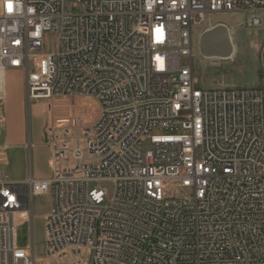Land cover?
<instances>
[{
  "label": "built area",
  "instance_id": "built-area-1",
  "mask_svg": "<svg viewBox=\"0 0 264 264\" xmlns=\"http://www.w3.org/2000/svg\"><path fill=\"white\" fill-rule=\"evenodd\" d=\"M217 12L264 26V0H1L0 67L45 104L52 174L0 169V264H34L15 219L42 195L55 264H264V85L199 90L193 76L192 28ZM85 97L96 114H52Z\"/></svg>",
  "mask_w": 264,
  "mask_h": 264
},
{
  "label": "rangeland",
  "instance_id": "rangeland-1",
  "mask_svg": "<svg viewBox=\"0 0 264 264\" xmlns=\"http://www.w3.org/2000/svg\"><path fill=\"white\" fill-rule=\"evenodd\" d=\"M263 24H264V13ZM245 12H217L205 16L203 23L194 26L191 33V43L193 49L192 67L193 76L197 80V89H217L224 83L238 81L241 84L236 87H260L264 85V26L261 28L247 27ZM211 22H222L230 28L231 41L235 46V53L232 60L205 59L198 52V39L205 31L206 24ZM208 29V28H207ZM56 35L49 32L44 37L43 48L46 52L55 50ZM228 61V62H226ZM216 63L218 66H215ZM7 82V101L2 102L3 90L0 91V116L3 117L2 135L0 136V146L4 143L11 145L35 143V131L47 125L49 115L46 114L43 101H29L25 93L24 73L21 71L7 70L3 76ZM248 82V83H247ZM78 104L87 105L93 114L97 113L96 102L88 97L84 99H58L54 102L52 114L56 117L74 116ZM44 126V127H45ZM42 137L36 146L26 151V156L20 162H14L11 153L15 148L0 149V168L5 178L21 181L26 178L29 170L33 178L48 176L52 174V167L48 161L49 147L45 144L47 140L45 130H41ZM24 148V147H23ZM22 149V148H20ZM27 149V148H24ZM22 149L23 151H25ZM108 190L111 186L104 183ZM50 206V197L47 195L38 196L32 199V216L29 220L23 218L15 219V229L17 231V243L23 247L30 243L31 235L35 249L34 264H55L52 260L43 258L44 230L42 226V216ZM30 203L27 204V210ZM87 264H93L88 261Z\"/></svg>",
  "mask_w": 264,
  "mask_h": 264
},
{
  "label": "water",
  "instance_id": "water-1",
  "mask_svg": "<svg viewBox=\"0 0 264 264\" xmlns=\"http://www.w3.org/2000/svg\"><path fill=\"white\" fill-rule=\"evenodd\" d=\"M198 52L205 59H232L234 44L230 29L221 23L203 31L198 39Z\"/></svg>",
  "mask_w": 264,
  "mask_h": 264
},
{
  "label": "crops",
  "instance_id": "crops-1",
  "mask_svg": "<svg viewBox=\"0 0 264 264\" xmlns=\"http://www.w3.org/2000/svg\"><path fill=\"white\" fill-rule=\"evenodd\" d=\"M0 4H1V0H0ZM216 23H221V24H223L222 22H215L214 24H212L211 22H208L207 24H206V27L204 28V30H206L207 28H211L212 26H214ZM208 24H210L209 26H208ZM223 25H225V24H223ZM227 26V25H226ZM228 27V26H227ZM229 28V27H228ZM230 29V28H229ZM235 53V46H234V51H233V54ZM232 59H233V55H232V57H231ZM232 59H230V60H232ZM226 62H228V61H226ZM219 64V63H218ZM218 64L216 65V66H218ZM6 72H7V70H3L1 67H0V91H2L3 90V94H4V96L2 97V102H3V104H5L6 103V101H7V98H6V96H7V82H5V79L3 78V76L6 74ZM248 83V82H247ZM239 84H241L240 82H236V81H233V83H224V84H222L223 86H228V87H218V88H234V87H236L237 85H239ZM250 87H252V86H250ZM250 87H244V88H250ZM44 126L45 125H42V127L41 128H39V129H36V131H35V139H36V142L35 143H32L33 145H35L36 146V143H39V139L42 137V133H41V130H44ZM45 144H46V142H45ZM3 145H6L7 146V148L8 147H11V148H15V149H19V150H15V152H12L10 155H11V157L13 158V160H14V162H20V160H22V157H23V159H24V155L26 156V151H28L27 149H24L25 148V145L26 144H22V143H20V144H14V143H12L11 145H8V144H3ZM2 145V146H3ZM24 147V148H23ZM48 147V146H47ZM20 148H22V149H24L25 151H23L22 149H20ZM50 160V149H49V154H48V161ZM1 169V168H0ZM1 171H2V169H1ZM2 174H3V172H2ZM4 176V175H3ZM51 176V174H49L48 176H39V177H37V178H42V179H46V178H49ZM36 178V179H37ZM10 180V179H9Z\"/></svg>",
  "mask_w": 264,
  "mask_h": 264
},
{
  "label": "snow or ice",
  "instance_id": "snow-or-ice-1",
  "mask_svg": "<svg viewBox=\"0 0 264 264\" xmlns=\"http://www.w3.org/2000/svg\"><path fill=\"white\" fill-rule=\"evenodd\" d=\"M8 9H9V11H11V9H12V5L11 4H8Z\"/></svg>",
  "mask_w": 264,
  "mask_h": 264
}]
</instances>
